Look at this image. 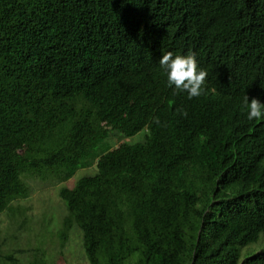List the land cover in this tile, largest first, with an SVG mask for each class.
Segmentation results:
<instances>
[{
    "label": "trees",
    "instance_id": "1",
    "mask_svg": "<svg viewBox=\"0 0 264 264\" xmlns=\"http://www.w3.org/2000/svg\"><path fill=\"white\" fill-rule=\"evenodd\" d=\"M167 52L195 54L201 96L168 87ZM245 95L264 102V0H0V214L23 174L94 164L59 190V238L79 230L89 264H264V120Z\"/></svg>",
    "mask_w": 264,
    "mask_h": 264
},
{
    "label": "rangeland",
    "instance_id": "2",
    "mask_svg": "<svg viewBox=\"0 0 264 264\" xmlns=\"http://www.w3.org/2000/svg\"><path fill=\"white\" fill-rule=\"evenodd\" d=\"M151 134L144 130L127 138L124 134L113 133L109 140L111 148L122 143L140 142L149 145ZM95 172V165L77 170L67 182H57L53 179L40 180L37 175L23 174L29 195L27 198L14 201L11 207L0 214V264H10L2 257L13 255L16 264H28L34 258V249L39 248L36 259H43L47 264H89L85 258L82 237L74 228L68 235L66 243L60 240L59 232L66 208L59 197L62 187L71 188L78 178ZM22 213L24 215H22ZM24 219H27L25 229H20ZM256 245H248L242 249L241 259ZM258 251L262 248L257 247Z\"/></svg>",
    "mask_w": 264,
    "mask_h": 264
},
{
    "label": "clouds",
    "instance_id": "3",
    "mask_svg": "<svg viewBox=\"0 0 264 264\" xmlns=\"http://www.w3.org/2000/svg\"><path fill=\"white\" fill-rule=\"evenodd\" d=\"M159 64L166 75L168 87L174 93H186L189 99L204 93L208 74L198 67L195 54L174 55L172 52H167L161 56ZM243 103L249 121L264 120V102L257 98L249 101L248 96L245 95ZM154 119L159 123L158 118Z\"/></svg>",
    "mask_w": 264,
    "mask_h": 264
}]
</instances>
